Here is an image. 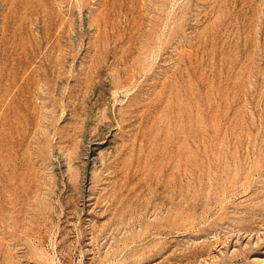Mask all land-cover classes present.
Returning a JSON list of instances; mask_svg holds the SVG:
<instances>
[{
	"label": "rangeland",
	"instance_id": "obj_1",
	"mask_svg": "<svg viewBox=\"0 0 264 264\" xmlns=\"http://www.w3.org/2000/svg\"><path fill=\"white\" fill-rule=\"evenodd\" d=\"M0 264H264V0H0Z\"/></svg>",
	"mask_w": 264,
	"mask_h": 264
}]
</instances>
